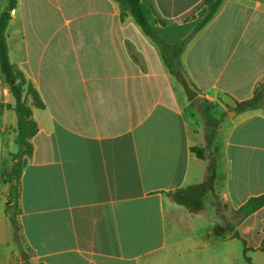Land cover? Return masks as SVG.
<instances>
[{"label":"crops","instance_id":"1","mask_svg":"<svg viewBox=\"0 0 264 264\" xmlns=\"http://www.w3.org/2000/svg\"><path fill=\"white\" fill-rule=\"evenodd\" d=\"M202 2L142 6L175 45L206 16L203 7L181 21ZM8 6L0 0V15ZM8 44L45 108L34 109L38 133L21 179L22 251L6 215L18 119L0 81V264H25L23 252L32 264H247L242 241L214 236L221 220L209 202L193 215L169 198L204 179L206 162L191 149L205 145V120L114 0H18ZM182 63L221 121L216 193L237 211L264 196V111L229 116L264 79V0H224ZM238 231L253 264H264V206Z\"/></svg>","mask_w":264,"mask_h":264},{"label":"trees","instance_id":"2","mask_svg":"<svg viewBox=\"0 0 264 264\" xmlns=\"http://www.w3.org/2000/svg\"><path fill=\"white\" fill-rule=\"evenodd\" d=\"M17 1L9 0L8 9L0 15V81L2 82L5 79V85L10 88V93L15 99V105L9 107L15 111L18 119L16 132L19 151L17 154L12 155L14 165L8 177L10 192L6 215L13 226L15 242L24 251L20 225V218L23 215L21 207V179L24 167L33 156L32 140L38 133V125L34 120V109H44L45 104L33 84L17 65L11 61L8 27L12 20V12L17 7ZM114 1L120 7L122 22L131 17L144 34L158 46L169 73L180 84L184 79L187 80L191 87L197 91L196 87L188 79L182 63V57L195 37L215 18L224 0H203L193 11L182 17L181 21L193 20L198 10L203 7L208 9L206 16L198 23L195 30L175 45L168 44L150 22L142 6L143 0ZM154 12L156 14L155 10ZM156 16L161 26L167 27L171 24L170 21L163 19L160 15L156 14ZM193 105L202 115L206 124L205 145L192 147L191 149L198 159L206 162L205 176L200 184L187 185L169 192L168 196L174 203L185 207L193 215L203 214L206 211V204L209 202L216 209L217 215L221 220V224L217 225L213 230L214 236L225 239L232 237L242 241L245 245L246 262L247 264H253L252 259L247 255L252 249H249L241 238L238 226L248 216L264 206V196L251 199L237 211H230L228 206L221 201L216 193L218 148L215 144L221 121L212 116L213 106L203 103L200 99L195 100ZM4 107L3 101L1 108L4 109ZM236 110L241 113L264 111V79L257 85L251 100L236 102ZM227 116L228 114H225V117ZM260 250H264V238ZM25 264L32 263L27 260Z\"/></svg>","mask_w":264,"mask_h":264},{"label":"water","instance_id":"3","mask_svg":"<svg viewBox=\"0 0 264 264\" xmlns=\"http://www.w3.org/2000/svg\"><path fill=\"white\" fill-rule=\"evenodd\" d=\"M5 84V79L2 81ZM182 88L185 91V94L190 102H193L199 97V94L197 91H195L191 85L188 83L187 80H183L181 83ZM239 114V111H229V115L231 118H235ZM29 256L26 252L23 253V259L28 260Z\"/></svg>","mask_w":264,"mask_h":264},{"label":"rangeland","instance_id":"4","mask_svg":"<svg viewBox=\"0 0 264 264\" xmlns=\"http://www.w3.org/2000/svg\"><path fill=\"white\" fill-rule=\"evenodd\" d=\"M3 89L5 90V91H9V86H7V85H5L4 87H3ZM11 94V93H10ZM11 96V95H10ZM197 99H200L199 97L197 98ZM196 99V100H197ZM195 101V100H194ZM193 101V102H194ZM201 101V100H200ZM192 102V103H193ZM212 116L214 117V118H216L217 117V115L216 114H212ZM230 116V115H229ZM7 150L9 151L8 152V154H10V156H11V158H12V155H14V154H17L18 153V151H19V146L18 145H16L15 143H12V145L10 144V146L9 147H7ZM12 154V155H11ZM13 159V158H12ZM212 211H214L213 210V208L211 207V206H209L208 207V212H212ZM24 253V252H23ZM23 253H22V257H23Z\"/></svg>","mask_w":264,"mask_h":264}]
</instances>
